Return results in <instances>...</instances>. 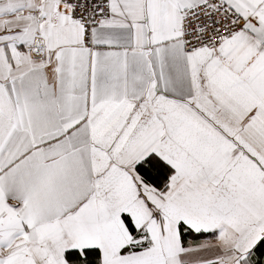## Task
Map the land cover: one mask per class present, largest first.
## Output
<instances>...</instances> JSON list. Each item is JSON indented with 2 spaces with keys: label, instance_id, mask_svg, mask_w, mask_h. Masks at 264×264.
<instances>
[{
  "label": "snow or ice",
  "instance_id": "6c2138e0",
  "mask_svg": "<svg viewBox=\"0 0 264 264\" xmlns=\"http://www.w3.org/2000/svg\"><path fill=\"white\" fill-rule=\"evenodd\" d=\"M0 264H264V0H0Z\"/></svg>",
  "mask_w": 264,
  "mask_h": 264
}]
</instances>
